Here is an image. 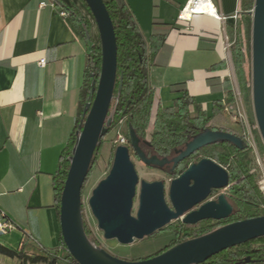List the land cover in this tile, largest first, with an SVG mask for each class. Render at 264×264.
<instances>
[{
    "label": "crops",
    "instance_id": "0c3cea01",
    "mask_svg": "<svg viewBox=\"0 0 264 264\" xmlns=\"http://www.w3.org/2000/svg\"><path fill=\"white\" fill-rule=\"evenodd\" d=\"M126 1L147 41L165 39L150 68L157 100L172 107L180 85L211 116L227 96L225 81L233 86L225 46L243 37L250 0H210L226 19L202 13L190 22L179 20L190 0ZM73 5L86 10L78 0H0V221L9 226L0 245L45 259L35 264L67 255L54 179L76 127L91 41L100 40L92 21L90 41L60 15ZM0 264L32 263L1 256Z\"/></svg>",
    "mask_w": 264,
    "mask_h": 264
},
{
    "label": "water",
    "instance_id": "95a60500",
    "mask_svg": "<svg viewBox=\"0 0 264 264\" xmlns=\"http://www.w3.org/2000/svg\"><path fill=\"white\" fill-rule=\"evenodd\" d=\"M85 2L99 32L102 68L99 82L92 84L94 100L83 112L84 119L61 197L60 225L67 251L78 264H203L229 248L264 237L263 215L230 223L141 260L120 258L91 243L84 228L82 190L95 151L112 123L107 117L117 81L118 46L114 23L104 1ZM252 14V102L264 144V0H255ZM87 35L91 37L90 33ZM122 88L121 80L119 91ZM129 136L130 145L116 148L108 176L100 181L89 199L90 209L105 240L133 245L175 221L197 225L209 220L222 221L232 215L233 207L225 193L230 185V174L216 161L203 158L192 163L169 183L164 180L140 181L131 149L146 167L163 170L171 166L170 173H174L182 162L207 146L231 143L239 150H245L247 145L242 137L205 129L193 136L185 149L177 151L176 157L169 159L147 156L141 147L142 140L132 127H129ZM218 192L222 193L217 195ZM252 262L248 257L241 264Z\"/></svg>",
    "mask_w": 264,
    "mask_h": 264
},
{
    "label": "trees",
    "instance_id": "16d2710c",
    "mask_svg": "<svg viewBox=\"0 0 264 264\" xmlns=\"http://www.w3.org/2000/svg\"><path fill=\"white\" fill-rule=\"evenodd\" d=\"M103 1L112 18L117 36V81L107 117V120L109 118L112 119V123L109 127L108 134L101 140L95 151L88 176L83 186L82 197L99 159L105 138L112 131L120 128L123 123H126L128 127H132L135 130L138 137L142 140L141 145L143 147L147 146L149 155H157L160 158L167 157L170 159L175 157L176 152L184 149L193 136L205 129L229 132L242 137L246 142L243 136L242 124L234 118L236 100L233 86L228 79L225 81L227 96L224 101L215 104L211 116L180 85L174 88H179L183 92L182 96L175 99L172 107H163L157 100L155 90L150 84V68L165 39H160V43L158 45L156 44V46L153 45V40L147 41L126 0ZM78 2L90 12L85 0H78ZM254 3L255 0H250L248 10L254 8ZM62 8L80 25L83 35L91 41V37L87 35V33L91 32V21L89 18L75 5L72 8H68L67 6H63ZM251 26L252 22L250 19L248 25H246V31L242 35L243 37L232 44L231 55L239 89L250 122L256 133L255 138L258 149L264 157V144L256 128L252 104L251 74L248 70L250 52L246 44V39H250ZM91 43L76 127L70 143L62 153L58 172L54 179L55 200L59 217L62 193L71 167V158L78 139L81 121L84 119L83 112L86 105L92 103L94 100L95 94L92 93V84L94 81L99 82L101 74V42L99 40L98 43H93L92 41ZM121 80L123 81V88L119 91ZM225 114L229 116L233 123L240 127V131L222 125ZM128 141L130 143L129 134ZM246 145L245 150H239L231 143H219L207 146L182 162L174 173H170L168 166L163 170H159L160 172H165L168 178L174 179L182 175L191 163L198 162L203 158H210L223 166L230 174V185L226 190V195L228 202L233 207L232 215L222 221L209 220L197 225H186L180 220L172 222L165 230H171L174 238L170 246L165 250L187 240L209 234L230 223L264 215V193L260 189L258 177L253 167L251 158L253 150L247 142ZM116 148L114 147L113 149L110 169L114 162ZM82 211L84 217L83 206ZM84 228L91 243L94 246H99L98 242L92 239L85 219ZM1 256L17 257L22 262H30L32 264L45 260L40 256L29 257L23 253V249L17 251L3 245H0ZM248 257L253 261L249 264H264V237L229 248L213 256L203 264H241ZM49 264L78 263L67 251V255L62 261L54 257L50 260Z\"/></svg>",
    "mask_w": 264,
    "mask_h": 264
},
{
    "label": "rangeland",
    "instance_id": "374dc122",
    "mask_svg": "<svg viewBox=\"0 0 264 264\" xmlns=\"http://www.w3.org/2000/svg\"><path fill=\"white\" fill-rule=\"evenodd\" d=\"M81 4V3H80ZM82 5V4H81ZM86 9V8H85ZM87 10V9H86ZM86 14H89L88 12ZM251 22L253 26V14H251ZM87 17V16H86ZM96 26V23H93ZM252 26L250 29V39H246V44L250 52V64L248 67V70L251 74V82H252ZM99 33V32H98ZM246 38V37H245ZM99 39V38H98ZM230 59L232 62V81H233V86L237 92H239V84L237 81L236 73H235V68L232 60V55L230 53ZM253 104V102H252ZM243 107L245 111L247 110L244 103L241 105V109L243 111ZM247 114V112H246ZM249 116V115H247ZM250 119V118H249ZM248 119V121H249ZM256 122V120H255ZM257 126V123H256ZM250 129L252 132L253 137H256V133L254 131L253 125L250 123ZM121 133L128 136L129 134V127L126 123H123L120 126ZM258 130V128H257ZM259 131V130H258ZM260 134V133H259ZM116 136V130L112 131L104 140V144L99 156V159L96 163V166L94 168L93 174L88 181L86 190L84 192L83 196V208H84V219L85 222L89 228L90 234L92 239L98 242L99 246L105 248L108 250L110 253H112L115 256H118L123 259H128V260H141V259H146L153 257L165 250L167 247L170 246L172 239L174 238V234L171 230H162L160 232L155 233L154 235L145 238L142 241H137L133 245H121L117 240H105L103 232L98 229V224L97 220L94 218L92 211L89 206V199L92 195L93 190L97 187V185L105 179L109 172H110V167L112 163V158H113V149H114V144H113V139ZM262 139V138H261ZM258 156L261 157V159H264V157L261 156L258 148L257 151H253L251 154V158L253 161V167L256 172V175L258 177V183L260 186L261 191L264 193V190L262 189V182L264 181V162L259 163L258 162ZM132 160L136 166V169L138 171V174L140 176L141 180H146L149 182H154L158 180H164L167 183L170 182V178L165 176L162 172L151 169V168H146L145 165L134 155L132 157ZM226 192V191H225ZM222 192L216 193L219 195ZM137 210V203H136V208L134 210V213H136Z\"/></svg>",
    "mask_w": 264,
    "mask_h": 264
},
{
    "label": "built area",
    "instance_id": "2783aa9c",
    "mask_svg": "<svg viewBox=\"0 0 264 264\" xmlns=\"http://www.w3.org/2000/svg\"><path fill=\"white\" fill-rule=\"evenodd\" d=\"M192 2H194L193 5L195 6V5L198 4V2H200V0H190L189 3L186 5V7L181 11V13L179 15V20L190 22L192 16L196 15V13H193L194 11L192 10L191 17L190 18L185 17V15H186V13L188 11L189 5H192ZM208 2H210V0ZM44 5L45 4H43L42 6H44ZM52 5L55 6V3H53ZM80 5L81 4L78 2V6H80ZM211 9H213L214 12L213 13H207V14L214 15L218 20H225L226 19V17H224L222 15H218L216 13V9H215L214 5H212V4H211ZM82 11L85 14V16H87V18H89V20L92 21V23H95V20H94L92 14L88 10L82 9ZM87 12L89 14H86ZM60 15H62L64 17H68L69 16L68 12L66 10H64V9L61 10ZM231 47H232V44L229 41H227L226 46H225V50H226V52L228 53L229 56H230V53H231ZM45 64H46V59L45 58H43V59H41L39 61V65L41 67L45 66ZM233 89H234L235 100H236V102H235V109L236 110H235L234 118L237 119L242 124L243 136H244L246 142L249 144V146L252 148L253 151H257L258 145H257V142H256V138L253 137L251 129H250V123L251 122H250L249 116H247L248 112H247V110L245 111L244 107H243V111L241 109V105H243L244 101H243L240 89H239V92H237L235 90V88H233ZM246 112H247V114H246ZM248 119H249V121H248ZM256 128H257V126H256ZM113 144H114L115 147H118V146H129L128 136L122 134L120 128H118L116 130V136L113 139ZM258 162L259 163L264 162V159H261V157L258 156ZM216 196L217 195H215L214 198ZM8 228H9V226L6 223H3L2 221H0V233H5Z\"/></svg>",
    "mask_w": 264,
    "mask_h": 264
},
{
    "label": "bare ground",
    "instance_id": "6f19581e",
    "mask_svg": "<svg viewBox=\"0 0 264 264\" xmlns=\"http://www.w3.org/2000/svg\"><path fill=\"white\" fill-rule=\"evenodd\" d=\"M209 0H200L197 5H193L194 2H192V5H189L188 11L185 15V17L190 18L192 10L193 13L196 14H202V13H213V9H211V3L208 2ZM193 17V16H192ZM192 19V18H191ZM263 190H264V181L262 182Z\"/></svg>",
    "mask_w": 264,
    "mask_h": 264
},
{
    "label": "flooded vegetation",
    "instance_id": "af4514ba",
    "mask_svg": "<svg viewBox=\"0 0 264 264\" xmlns=\"http://www.w3.org/2000/svg\"><path fill=\"white\" fill-rule=\"evenodd\" d=\"M129 145H130V143H129ZM141 147H142V149H143V151L146 153V155L147 156H152V155H149V151H148V149H147V146H142L141 145ZM185 149V148H184ZM181 150H183V149H181ZM134 155H136V153L134 152V150L133 149H131V158L134 156ZM177 156V153H176V155H175V157ZM136 157L138 158V156L136 155ZM174 158V157H173ZM173 158H170V159H173ZM139 159V158H138ZM195 163V162H194ZM192 164V163H191ZM146 167V166H145ZM170 169H171V166H168ZM146 168H150V167H146ZM151 169H153V168H151ZM154 170H157V169H154ZM157 171H159V170H157ZM165 176L167 175L165 172H163V171H161ZM140 181H141V179H140ZM204 222H206V221H203V222H201V223H204ZM200 224V223H199Z\"/></svg>",
    "mask_w": 264,
    "mask_h": 264
}]
</instances>
